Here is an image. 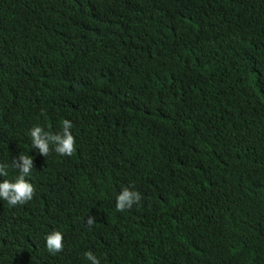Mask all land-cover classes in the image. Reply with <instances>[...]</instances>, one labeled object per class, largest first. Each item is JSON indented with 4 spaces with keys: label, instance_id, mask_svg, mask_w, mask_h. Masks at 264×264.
<instances>
[{
    "label": "trees",
    "instance_id": "obj_1",
    "mask_svg": "<svg viewBox=\"0 0 264 264\" xmlns=\"http://www.w3.org/2000/svg\"><path fill=\"white\" fill-rule=\"evenodd\" d=\"M65 119L73 155L33 149ZM20 155L0 264H264V0H0V182Z\"/></svg>",
    "mask_w": 264,
    "mask_h": 264
},
{
    "label": "clouds",
    "instance_id": "obj_2",
    "mask_svg": "<svg viewBox=\"0 0 264 264\" xmlns=\"http://www.w3.org/2000/svg\"><path fill=\"white\" fill-rule=\"evenodd\" d=\"M72 122L63 120L62 129L59 133L53 134L45 131L40 126H34L30 131L33 149L38 150L41 155L48 157L50 146H54V150L58 153L56 156H71L76 151V139L71 132ZM13 165L19 170V176L14 182L4 179L0 182V199L6 201L9 206L24 207L31 203L35 195V186L32 181L26 179L31 175L34 168L33 158L28 155H20L12 161ZM7 165L0 164V176L8 175ZM142 196L139 192L133 191L130 187H124L116 198V210L123 212L129 210L135 204H139ZM95 223V218L89 216L87 224L89 226ZM46 248L49 253L55 255L63 251V234L60 231H52L45 237ZM85 257L90 264H100V260L92 251L85 253Z\"/></svg>",
    "mask_w": 264,
    "mask_h": 264
}]
</instances>
